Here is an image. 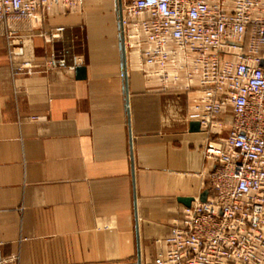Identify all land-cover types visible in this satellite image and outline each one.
<instances>
[{"label":"crops","instance_id":"crops-1","mask_svg":"<svg viewBox=\"0 0 264 264\" xmlns=\"http://www.w3.org/2000/svg\"><path fill=\"white\" fill-rule=\"evenodd\" d=\"M119 32L117 0H79L72 9L0 21V255L7 264H153L187 207L179 198L213 195L215 161L205 144L227 128L191 131L200 120L197 83L187 85L182 71L163 88L125 39L124 76ZM51 53L68 65L82 55L85 78L69 67L45 69ZM21 64L29 73L15 72Z\"/></svg>","mask_w":264,"mask_h":264},{"label":"built area","instance_id":"built-area-1","mask_svg":"<svg viewBox=\"0 0 264 264\" xmlns=\"http://www.w3.org/2000/svg\"><path fill=\"white\" fill-rule=\"evenodd\" d=\"M78 2L0 0V21ZM121 13L125 44L141 57L144 73L167 88L185 71L187 85L196 82L201 93L193 102L200 124L227 128L205 144L215 161L213 195L182 210L153 264H264V0H126ZM82 63V55L68 65L51 53L44 68ZM7 261L0 255V264Z\"/></svg>","mask_w":264,"mask_h":264},{"label":"water","instance_id":"water-1","mask_svg":"<svg viewBox=\"0 0 264 264\" xmlns=\"http://www.w3.org/2000/svg\"><path fill=\"white\" fill-rule=\"evenodd\" d=\"M117 18H118V24H119V47L121 50V66L123 69L124 76L126 75V54H125V46H124V31L122 26V13H121V0H117ZM75 76L77 79H83L86 76V68L84 66H78L74 69ZM125 92L127 93V89L125 87ZM200 122L199 121H192L190 123V130L191 131H198L200 130ZM208 190H204L200 196V201H206V198L208 196ZM194 200L193 197H181L179 198V201L182 202L185 206L189 207L191 205V202Z\"/></svg>","mask_w":264,"mask_h":264},{"label":"rangeland","instance_id":"rangeland-1","mask_svg":"<svg viewBox=\"0 0 264 264\" xmlns=\"http://www.w3.org/2000/svg\"><path fill=\"white\" fill-rule=\"evenodd\" d=\"M126 0H124V2H125Z\"/></svg>","mask_w":264,"mask_h":264}]
</instances>
